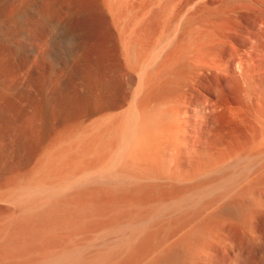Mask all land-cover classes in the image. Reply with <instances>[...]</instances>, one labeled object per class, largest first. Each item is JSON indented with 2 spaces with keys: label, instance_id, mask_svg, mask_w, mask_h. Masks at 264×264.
<instances>
[{
  "label": "rangeland",
  "instance_id": "374dc122",
  "mask_svg": "<svg viewBox=\"0 0 264 264\" xmlns=\"http://www.w3.org/2000/svg\"><path fill=\"white\" fill-rule=\"evenodd\" d=\"M0 264H264V0H0Z\"/></svg>",
  "mask_w": 264,
  "mask_h": 264
},
{
  "label": "crops",
  "instance_id": "0c3cea01",
  "mask_svg": "<svg viewBox=\"0 0 264 264\" xmlns=\"http://www.w3.org/2000/svg\"><path fill=\"white\" fill-rule=\"evenodd\" d=\"M87 27H93L95 26V24L93 22H88L86 23ZM86 68L84 69L83 73H82V80L84 81H89V79L91 78V63H85Z\"/></svg>",
  "mask_w": 264,
  "mask_h": 264
}]
</instances>
